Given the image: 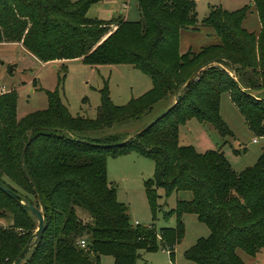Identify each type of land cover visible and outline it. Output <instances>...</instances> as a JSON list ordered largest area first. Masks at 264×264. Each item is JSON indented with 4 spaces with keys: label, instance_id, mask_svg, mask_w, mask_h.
Instances as JSON below:
<instances>
[{
    "label": "trees",
    "instance_id": "1",
    "mask_svg": "<svg viewBox=\"0 0 264 264\" xmlns=\"http://www.w3.org/2000/svg\"><path fill=\"white\" fill-rule=\"evenodd\" d=\"M248 1L258 33L242 27L250 7L212 8L201 26L211 28L218 43L181 54V31L200 27L191 0H138L136 22L88 19L97 0H0V44H19L42 64L129 65L152 83L124 106L111 102L105 83L95 119L71 116L57 90L46 92L45 110L18 119L16 92L0 94V183L42 211L46 222L21 264H100L103 256L114 264H136L141 252L158 250L173 260L186 214L209 230L184 253L187 261L244 264L238 250L255 257L264 249V148L253 166L237 173L221 151L202 154L178 143L179 127L191 119L210 124L223 138L232 135L220 117L223 93L250 132L264 136V0ZM169 99L162 113L146 121ZM132 124L143 125L132 133L102 135ZM129 153L154 162V177L144 182L153 220L158 189L165 196L190 193L163 213L175 216L174 228L133 225L127 206L117 200L107 181V159ZM7 213L11 225L0 226V264H12L37 229L35 218L0 191V219Z\"/></svg>",
    "mask_w": 264,
    "mask_h": 264
},
{
    "label": "rangeland",
    "instance_id": "2",
    "mask_svg": "<svg viewBox=\"0 0 264 264\" xmlns=\"http://www.w3.org/2000/svg\"><path fill=\"white\" fill-rule=\"evenodd\" d=\"M78 2L80 0H69ZM194 2L199 30H183L179 37V52L187 50L198 52L201 48L212 45L217 37L211 28L201 26L212 8H221L228 12H235L247 6L248 0H191ZM138 0H97L87 11V18L91 20L108 21L122 16L129 22L140 19L137 9ZM242 27L253 33H258L260 23L254 8L250 7ZM33 56V55H32ZM34 57V56H33ZM12 67V69H11ZM61 84L58 86L59 80ZM107 85L110 100L115 106H124L132 99H137L148 91H144L145 83L152 86L148 76L129 65H100L91 67L80 60L65 64H46L34 60L16 45L0 44V94L10 91L16 92L17 118L20 119L30 113L47 108L46 92L58 91L62 103L71 116H81L95 119L100 105V94ZM169 99L164 104H158L152 111L151 120L162 113L171 103ZM220 117L231 132V136L221 137L218 132L207 123H199L191 119L178 129V143L180 146H190L198 153L207 151H221L231 168L241 172L251 167L257 161L264 138L254 136L247 128L243 117L230 101L227 93L220 97ZM141 125L113 126L102 135L126 131L134 132ZM100 134V133H99ZM256 142H253V140ZM107 181L115 187L119 202L128 208L131 223L137 221L141 226L153 224L156 230L174 228V215L164 218L163 213L172 210L177 200H189L188 192L174 193L165 196L162 189L157 190L159 206L155 219H152L150 207L145 196L144 182L151 180L155 174L154 162L134 153L107 159ZM10 214L6 219H0V226L7 228L11 225ZM184 237L176 245L173 260L165 251L141 252L136 264H194L187 261L184 253L191 248L198 239L209 235L208 228L197 220L193 214L183 216ZM237 255L244 264H264V249L250 257L238 250ZM100 264H114L113 258L103 256Z\"/></svg>",
    "mask_w": 264,
    "mask_h": 264
},
{
    "label": "water",
    "instance_id": "3",
    "mask_svg": "<svg viewBox=\"0 0 264 264\" xmlns=\"http://www.w3.org/2000/svg\"><path fill=\"white\" fill-rule=\"evenodd\" d=\"M12 69V67H11ZM199 73V71L195 72L191 78L186 82L188 85ZM165 114V112L163 113ZM162 114V115H163ZM160 118V117H159ZM154 121L146 124L145 126L141 127L138 131L132 134L131 137H136L142 133H144L148 128L152 126ZM0 191L5 194L8 198L13 200L18 205L22 206L26 211H28L36 220L37 222V229L33 236L28 240L22 251L19 253L17 258L14 260L12 264H21L28 252L30 251L33 244H35L38 240L41 239L43 233L46 230V222H45V215L42 211L38 210L34 205H32L25 197L13 192L2 183H0Z\"/></svg>",
    "mask_w": 264,
    "mask_h": 264
},
{
    "label": "crops",
    "instance_id": "4",
    "mask_svg": "<svg viewBox=\"0 0 264 264\" xmlns=\"http://www.w3.org/2000/svg\"><path fill=\"white\" fill-rule=\"evenodd\" d=\"M249 2V1H248ZM125 19V18H124ZM260 29V28H259ZM187 30H189V29H187ZM259 31V30H258ZM182 32L183 31H181V33H180V35L182 34ZM218 43V39H217V41H215V43L214 44H217ZM1 45H9V44H1ZM10 45H16V46H18V47H20L24 52H26L19 44H10ZM29 56H31L34 60H36L37 62H39L35 57H33L31 54H29L28 52H26ZM41 63V62H40ZM42 64V63H41ZM51 64H55V65H57V64H60V63H58V62H56V63H51ZM43 65H46V64H43ZM98 67V66H97ZM151 85L150 84H148V83H145V87H144V91H148L149 89H151ZM146 93V92H145ZM117 200H118V196H117ZM119 201V200H118ZM135 223H137V225H140L137 221H135Z\"/></svg>",
    "mask_w": 264,
    "mask_h": 264
},
{
    "label": "built area",
    "instance_id": "5",
    "mask_svg": "<svg viewBox=\"0 0 264 264\" xmlns=\"http://www.w3.org/2000/svg\"><path fill=\"white\" fill-rule=\"evenodd\" d=\"M3 94V93H2ZM264 138V136H263ZM253 142H256V140L254 139ZM135 225H137V223H135ZM79 247L81 248H85L86 247V244H85V241L81 240L79 243H78Z\"/></svg>",
    "mask_w": 264,
    "mask_h": 264
}]
</instances>
